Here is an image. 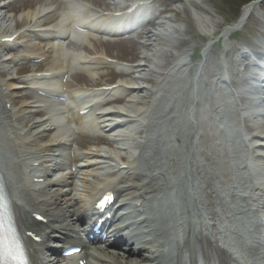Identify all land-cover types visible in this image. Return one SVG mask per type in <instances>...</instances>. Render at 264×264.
Returning a JSON list of instances; mask_svg holds the SVG:
<instances>
[{
	"label": "bare ground",
	"instance_id": "obj_1",
	"mask_svg": "<svg viewBox=\"0 0 264 264\" xmlns=\"http://www.w3.org/2000/svg\"><path fill=\"white\" fill-rule=\"evenodd\" d=\"M49 1L51 0H47V2H42L41 4L39 3L37 6H35V8L25 11L26 14H24L26 16V19L24 22L29 23L33 20H36V23H41L40 21H42V25H44L48 23L50 19L57 20L59 19V16L68 15L67 18L69 16L72 18H70L69 20L66 18V21L68 22L66 26L76 25L78 26V30H75V28H73V30L77 31V33H81L83 31L81 29H89V26H94L95 29L100 28L103 22L109 20L112 17V10L120 11L125 7H131L132 5L133 9L131 11L138 9L141 15L145 11H149L148 4L150 2L153 5H162L161 8L157 9L155 14L162 13L163 15L158 18L157 24L154 29L144 28L139 30L138 36L144 37L146 38V40H149L148 42L138 43L139 47L145 49V52L143 54L141 52L133 53V57L140 58L139 61L131 64L121 72L111 70L108 75L100 73L98 74L99 79L96 80H92V78L88 77L87 75H83L88 77V79L84 78V80L88 84L100 85V87L95 86L93 88L94 90H92L91 92H82V94L90 96L91 98L88 100L83 99L79 104L74 103V106L77 107V109L83 107H91L92 105H95L97 103L102 104L103 106H107L112 103L122 102L124 96H122L120 93H125L126 96L131 95V98H128L125 107L111 106L110 108L102 110L101 112H103L104 114H99L97 117V119H99L98 126L103 131H109L113 123L120 125L126 124L125 127L137 124V132L139 134H145V142L150 145L148 147H150L151 149V154H141L138 157L134 158V154L131 153L128 156H125V158L127 159L126 162L123 161V155L119 151H113L115 152L113 156L110 154V151L108 152L107 150L105 151L95 148L94 150H86L82 155L76 154L74 149H72L71 147V134L66 135L65 137L53 135L51 132L58 131L59 129L57 128L58 125L56 123H53L52 120L50 121V119H48L47 122L44 121L42 117H38L37 119H35L34 117L25 115V113L29 112H34V114L38 115L42 114V110H33V108L37 106L35 102H39L41 100H34V103L30 100H27V102L25 101L20 104V107L18 109H13L12 107L10 112L4 110V106L3 108H0V111L2 112V116H0V125L6 131V127L13 123L11 122L13 120L12 118L19 120V123H15V125L11 126V128L13 127L14 130L18 132V134H24V140H27L28 144L32 143V145H35L36 147L40 146V151L46 154L47 157H49L48 154L51 152V150L54 151L55 149H59L62 147L68 149V159L71 160L76 156L78 158H85V165L90 166L89 168H91L85 171L83 175L84 178H81V180L79 178V182L81 181V183L79 184L74 183V185H71L68 182L69 179L64 176V181L66 183V186L68 187L67 191H63L61 187H54L59 186L60 180H53L51 177L48 178V181L43 186V188H49V190H43L46 191L47 195L41 196L40 198L28 196L32 195V188L28 185H24L23 188L21 187L20 190L23 191L19 190V195L27 200L26 202H28L29 204H33L34 210L44 214L45 217H47L48 223L46 229H48L49 232L46 233L45 230L38 229L40 233L43 234L46 238L54 236L59 239H64L66 237V234L74 233L75 230L72 226L73 221L76 219H80L85 215H93L94 210L92 208V205L93 201L95 203V198L102 191L111 189L112 191L116 192L117 196H120L119 199L113 204V206L115 207L116 205L117 207L119 205L126 204V206L128 205L130 209L129 211L125 210L120 213L118 211L114 215L111 214L109 220L112 219L113 224L109 226L110 228L108 230H106L107 233L105 242L106 244H109V246L110 244L113 245L110 246V248L116 247L120 249L125 248L120 245V243H124L123 245L127 246L125 254H123L124 252H121L122 254L113 253L117 250H106L103 246L98 245V247L85 249V244H82L84 248L79 253L71 255L69 257H72L73 259L78 258L85 260V264H250L248 262L249 260H247L249 256L246 255L247 258H244L245 250H242V245L238 244V242L234 244H228L226 240L221 237L222 230H229V232H233L236 230V240L241 238L242 234L240 233L248 231L250 232V234L252 233L251 240H256L252 245L256 246V243L259 242L257 236L254 234L257 233L259 227L258 225L264 224V218H262V215L259 213L260 211L264 213V193L262 192L264 191V162L259 161L255 163V166L257 168L256 172L259 174L257 178H254L251 174L240 176V174L238 173L239 169L244 170L243 172L247 171L248 169V155L245 154V157L243 155L242 157L235 150L231 149L229 143H227L229 139H222L213 142V140L210 138L207 127L212 126L206 120H204V117L207 118L209 116L211 120H218L220 124L213 128H217L216 130H218L219 128L220 131H222L220 135L223 138L227 136V130L225 128V124H222L221 118V113H224L222 112V109H225V103L223 102V99L214 101L211 98L210 87L206 88L208 85H210V80L204 78L203 74L204 72H206L207 74L211 72L209 71V69H207V67L202 65V67L199 69L194 68V73L192 74V67L189 65V63L180 61L176 62L173 65L171 71L170 69H166V71H170V73H168L165 70H159L160 66H158L156 62H152L153 56L155 54L154 49L162 50L156 48L157 45H159L161 38L168 37L169 35H173L174 32H176L178 25H173L170 20L172 19V16L173 18H176L175 15L179 12L174 11L173 14L171 13L170 15H168V12L172 11L174 8L165 6V0H150V2L147 0H141V2H133L132 5L128 3L131 0H111L112 2H110V5L105 4L102 0H92V3H94V5L103 4V6H105V10L110 11V14L107 15L103 13V10L100 12H92L88 8H84L82 9L83 11L81 10L83 14L93 16L89 23L86 20L81 21L75 18L77 16H74L75 13L73 12V10H75L77 6L74 1L58 0L54 7L48 5ZM166 1L175 3L182 0ZM255 4L256 3L251 2L244 5L241 8L240 15L238 16L235 23L230 25V28L225 29L224 33L227 32L229 35L231 34L233 27L235 29L238 26L242 25L245 22L246 18L252 13ZM5 8H7L6 0H0V30L3 31L8 30L9 28L7 25L8 17L4 13ZM65 9H68V11H65ZM150 18L152 17H149L147 21L144 22L146 25L152 22ZM95 20H98L99 24H97ZM142 26L143 23H140V27ZM57 31L58 30L55 29H45V31L41 33L38 30L32 28L28 29L25 32L27 34H25L24 36L32 35L36 38H40L43 35H46L48 39L56 40L55 38L61 37L65 34V31ZM16 32V28H14L13 32L8 35H12ZM3 36H6V34L2 35L1 37ZM261 42L263 44L247 38L246 47H244V45H242L241 47H231L232 49L228 52V54H230L231 56H235L234 58L230 59V66L236 69L237 72L242 70L243 74L248 77V67H246V65H243V68H238V65L240 63L248 64V61L259 57H263L262 61L264 62V41ZM0 45L7 46V43L0 40ZM24 48L26 50L25 54H23L25 57L28 55H32L33 57L43 58L42 62L34 67V69H41L42 71H40V73H36V71L34 70L33 73L28 77L29 81H42L44 84L52 83L47 81H60L57 90H50L46 88L48 86L45 85H43V88H41L42 91L57 96H59V91H64L65 89L67 90L68 88H70V83H68V80H63V77L69 71L70 62L71 59L73 60V56L70 55L67 60H64V53L59 47L58 43L56 48L55 46L50 47L45 45H24ZM85 48L88 47L85 46ZM146 49L148 51H146ZM207 51L216 52V49L212 48V44L210 43L207 46ZM51 54H57V56H52ZM124 55L127 54H121L119 56L115 55L114 57L119 59V57H122ZM190 55L191 57L192 55H194L195 58L197 57L196 54H193L191 52ZM166 56L167 58L173 59L174 57V59H177V55H172L170 52H167ZM204 57L206 63V61H208V54L206 52H204ZM9 58L11 60L5 61L7 65H10V63L12 64L17 61L15 58H11V56L8 54V59ZM81 59V61L94 63V65H112V63H109L103 57V54L97 52L94 57H82ZM78 61L81 63L80 60ZM169 63L170 60H168L166 65H168ZM81 68L87 70L85 67ZM217 70L212 72V76L216 80L215 85L218 84L217 82H225L223 75L219 71L220 67H218ZM135 73H137V75H135ZM5 75L1 71V76ZM117 75H124L126 79L115 84L104 83V85H102V80L115 79ZM129 75H132L131 78H128L130 77ZM152 75L161 77V81H156ZM246 77L242 76L241 79L245 80ZM16 79L17 77L14 76L12 72H9V76H7L6 82L1 83V85L6 84L8 87L17 88L19 86H14L13 84L16 82ZM146 82H157L158 84V93L155 94V105L152 109L140 106V101H144L142 99V96L143 98L149 99L152 95V91L146 85H144V83ZM254 82L257 85L262 83L264 84V78H260L259 80L253 79V83ZM229 83L233 86H238L242 84V81L235 79V82L230 81ZM64 87L65 89H63ZM205 88L207 90V93H205ZM244 90L245 88L238 91L236 94H231L233 98L232 103L235 107H238V101H247V97L243 93ZM4 93L5 91L2 92L0 90L1 97H3ZM66 94L68 95V91L66 92ZM23 96L25 95H22L21 97ZM99 97L104 98L98 99ZM70 98H72L71 100L75 101V98H73V96H71ZM259 99L260 98L257 97V100ZM16 101V98H14L13 102ZM205 103H207L208 107L204 105ZM249 104L251 105H248L246 110L248 112H252L251 115L253 116V121L247 126L248 128H251L253 130L249 132V140L252 141V144L248 145L247 148L251 151V156L253 158L264 161V154L261 153L264 151V103H260V110L259 106L255 107L253 103ZM65 106L68 107V111L73 114V106ZM209 107L214 113L206 111V108ZM255 110H258V112H255ZM176 112H178L179 114L180 121L176 118ZM74 116L77 119L82 120L85 115H81L77 112L74 114ZM144 117H147L148 119V123L146 125L142 122V119ZM158 117H160V119H158ZM247 121L248 118L246 119V122ZM166 125L170 126V131H167V128H165ZM214 125L215 123H213V126ZM1 131L4 132V130H0V132ZM194 135L196 136L195 138ZM2 139L3 138L0 137V147L3 143H1ZM83 140L88 141L90 140V138L84 137ZM97 140L103 141V138L99 137ZM194 140L197 141L196 145H206L210 144L209 142L212 141V145L206 146L210 148L201 149L202 156L206 161L205 164L197 165L202 166L201 169H204V174L206 175V188L202 191V193L206 195L205 201L209 200L211 204H214L217 201L216 198L218 200H221L222 190L213 185V176L211 174V171L220 168L218 174L223 176V181L230 185L227 188V191L230 192V203L234 205V212L231 213L230 211H226L225 218H241L239 219L240 224L234 227V225L232 226V223L229 222V227L226 229H222L220 225L221 222L219 221L221 220L219 212L217 210H213L212 207H209V211H207V208L204 207V202L201 199H198L197 196L194 198H187V183L186 181H182L179 184L180 190L184 192L183 196H181V204L183 208L186 209V219H183L181 226L183 224L184 225L183 228H180V231L182 233V240L175 241L177 239L176 232V236H173L172 238L167 237L165 241L162 237L158 236L161 231L165 235L169 233V231H165L162 229L167 220V217L165 215L166 212L164 211V209H162L157 211L154 215V209L157 205V202L161 201L158 199L159 195L161 194L159 192L160 184L162 183L164 185H173L174 183H176V181L168 179L170 177V168L164 166L165 160L169 159L168 161L170 162V164L173 163V166L171 168H181L184 166V163L185 166H187L188 163H190V165L192 166H195V150H192L194 147H196V145H193ZM161 142H165L171 147L174 146L175 142H177V144L178 142L181 143L182 147H184V149H182V152L184 154L192 150V160L189 161L188 158H184L183 163V161L181 160L182 157L178 156L177 154V156L174 157L172 153L163 154L161 155L163 158H161V151L158 148V145ZM20 144L21 147L25 148H23L24 154L22 155V157L19 156V153H17V157L19 158L18 161L21 162V164H18V167H15V169H18L19 172L20 170L24 171L26 169V158L30 161V158L32 157L31 151L27 150L25 152L27 147L23 144V140L20 141ZM13 145H15V143H13ZM223 148H226V161L231 164L228 169L226 165L221 161V158L219 156V152ZM35 152H38V149H35ZM141 160L143 166L145 164L147 166L146 169H144L142 166V171L133 166L134 161L140 162ZM121 163L128 164L127 168L119 169ZM27 164L32 165V163L29 164V162H27ZM101 164H107L106 166L110 168L111 171L116 169V172L107 171L105 173H101V170L98 167ZM232 166L237 177L235 181L232 180V174H230L229 171ZM12 169L9 171L7 157L0 156V170L4 176V179L6 180V184L10 192L12 201L11 203L16 216L17 225L25 233L28 231L33 232L35 231V229L30 223V221L33 219H30L28 217V212L30 211H26L23 208L25 207V205L18 202L17 198L15 197L16 195L14 194V187L10 179L11 174H13ZM71 173L72 172L69 173L70 176H73V174ZM92 173H96V176L93 177ZM189 173L192 174L191 172ZM111 174H118V179L110 180L114 179L110 178ZM88 175H91L90 177L94 179H97L99 176L104 175V179H102L100 182H96V180L94 179L87 180L86 177H88ZM38 199L41 200L38 201ZM189 199H191L192 201H190ZM188 200L191 203L187 204ZM124 208L125 207H122V209ZM170 208L173 209V205H171ZM111 209L114 208L111 206L108 211H111ZM241 215L244 216L242 217ZM22 216H24V218H22ZM101 216L102 215H98V217ZM194 216H197L200 219V225L195 223V221L193 220ZM246 220L254 227L251 226ZM134 223H137V225H135V227L131 229L132 235H130L129 232L122 233L125 224L126 226L131 227ZM43 227H45V225ZM35 233L36 235L40 236L39 233ZM250 234L244 233L242 237L249 238ZM258 237L261 238V240H264V235L262 237ZM26 238L28 242V244H26V248L30 252V259L33 264H70L67 261L69 257L66 258L67 260L60 259L59 261L47 260L45 262H41L37 247L34 246V240L30 237ZM63 242V244H59L57 246H65V242H67V240ZM253 246H250L247 252L254 251ZM170 248H173L174 254L173 251L171 253L168 250ZM257 255L259 258H262L261 255ZM78 259L75 264H79Z\"/></svg>",
	"mask_w": 264,
	"mask_h": 264
},
{
	"label": "rangeland",
	"instance_id": "obj_2",
	"mask_svg": "<svg viewBox=\"0 0 264 264\" xmlns=\"http://www.w3.org/2000/svg\"><path fill=\"white\" fill-rule=\"evenodd\" d=\"M7 1V0H6ZM105 4L110 5L112 2L111 0H102ZM146 1V0H145ZM150 2V0H147ZM244 1V0H242ZM47 2V0H14L12 4L7 6V8L4 9V13L9 18V25L13 22L22 21L25 19V11L28 9H33L35 6H37L39 3ZM52 2H55L53 0ZM240 0H182L178 2H171V1H164V5L168 7L174 8L172 11L168 12V15L171 13L173 14L174 11H178L175 16L176 18H173L170 20L173 25H178L176 32H174L173 35H169L168 37L161 38V41L159 45H157L156 48L162 49L165 52L161 53L158 50L154 49V56L152 59V62H156L158 66H160L159 70H165L173 68V65L176 62H187L188 56L190 52L194 51L197 47H204L201 50L202 57L198 63H193L195 67H197V64H204L206 65L207 69H209L208 74H204V78L210 77L211 73L215 71L218 67H220V72H223L224 77H226L227 71H228V65L230 64V59L234 58L235 55H230L228 52L232 49L231 47H241L244 45V47L247 46L246 39H251L252 41L256 40H264V30H263V18L258 17V15L261 13L264 15V0H261L259 3V7L263 9V12L256 6V8L259 10H253V12L247 17L245 22L238 26L239 29L237 32V35H235L236 39L234 38V34L231 33L228 35V33H224V24L227 23L228 20H230L231 15L234 14V12L237 10V5ZM178 3V4H177ZM242 3V2H241ZM247 4V3H246ZM103 8V4L101 5ZM149 11L151 13H155L157 9L161 8L162 5H153L151 2L148 4ZM25 13V14H24ZM156 26V25H155ZM155 26L149 25L147 29H154ZM191 27V28H190ZM142 41L148 42L149 40H146V38H141ZM212 44V48L216 49V52H209L207 51V46L209 44ZM179 44V45H178ZM178 45V47H177ZM100 50L107 51L108 53L112 55H121V54H127L122 56L123 60L129 61V62H137L140 60V58L133 57L134 52H141L143 53L145 51L144 48L139 47L138 43L135 42H118L110 45H104L100 44L99 46ZM244 49V48H242ZM146 51H148L146 49ZM123 52V53H122ZM170 52L172 55H177V59H171L170 66L166 69H162V66L164 65V61L166 59V53ZM204 52L208 54V61L205 63V57ZM152 58V55H151ZM189 63V62H188ZM158 70V71H159ZM218 71V70H217ZM236 71V70H235ZM167 72V71H166ZM194 73V71H193ZM156 80H159L156 76L152 75ZM7 76H3L2 81L5 80ZM92 78V80L96 79V76H89ZM241 76H239L240 78ZM88 79V77L86 78ZM151 88H154V84L150 85ZM210 87V92L214 96V87L208 85L206 88ZM205 88V93H207V90ZM209 92V93H210ZM153 103V100L150 99L149 101L144 100V104L151 105ZM111 106L116 107H124L125 104H114ZM108 106V107H111ZM233 113L228 111L227 118L228 120H232ZM138 136L135 134L133 136V140L136 143L138 140ZM84 141V140H82ZM81 141V142H82ZM91 142V141H90ZM116 147V144H113L112 146H107V144H100V143H89L88 145H84L82 148L84 151L91 149L94 150L95 148L101 149V150H107V151H113ZM240 150L241 147H237V150ZM82 150V151H83ZM59 152H62L61 150ZM261 162H264L263 160H259ZM85 163V160H80L77 162V164H83ZM105 164H101V168L104 167ZM90 174V173H88ZM93 174V173H92ZM79 178H83V175H77L76 178L73 179V182L75 183H81L79 182ZM86 179L91 180L90 177H86ZM94 179V178H92ZM96 180V179H94ZM98 182V181H96ZM226 196H224L225 200ZM123 246V245H122ZM124 247V246H123Z\"/></svg>",
	"mask_w": 264,
	"mask_h": 264
},
{
	"label": "snow or ice",
	"instance_id": "obj_3",
	"mask_svg": "<svg viewBox=\"0 0 264 264\" xmlns=\"http://www.w3.org/2000/svg\"><path fill=\"white\" fill-rule=\"evenodd\" d=\"M105 199L107 200V199H110V196L109 197H105Z\"/></svg>",
	"mask_w": 264,
	"mask_h": 264
}]
</instances>
